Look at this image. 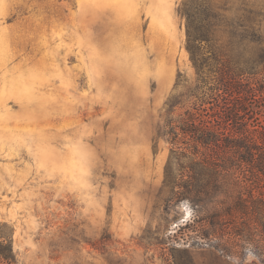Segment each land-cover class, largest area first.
I'll return each instance as SVG.
<instances>
[{"label": "rangeland", "instance_id": "374dc122", "mask_svg": "<svg viewBox=\"0 0 264 264\" xmlns=\"http://www.w3.org/2000/svg\"><path fill=\"white\" fill-rule=\"evenodd\" d=\"M181 4L0 0V264H264L194 244Z\"/></svg>", "mask_w": 264, "mask_h": 264}, {"label": "trees", "instance_id": "16d2710c", "mask_svg": "<svg viewBox=\"0 0 264 264\" xmlns=\"http://www.w3.org/2000/svg\"><path fill=\"white\" fill-rule=\"evenodd\" d=\"M238 1L182 0L197 86L183 128L170 133L174 148L183 143L197 166L189 175L194 244L241 260L252 252L264 262V0L256 22L252 9L239 17ZM4 241L0 259L8 263Z\"/></svg>", "mask_w": 264, "mask_h": 264}]
</instances>
